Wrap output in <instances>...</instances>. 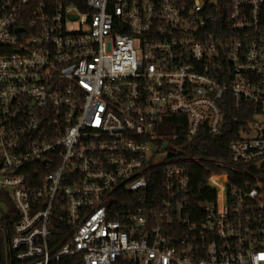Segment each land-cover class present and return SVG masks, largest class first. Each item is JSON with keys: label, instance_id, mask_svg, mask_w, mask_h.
<instances>
[{"label": "built area", "instance_id": "2783aa9c", "mask_svg": "<svg viewBox=\"0 0 264 264\" xmlns=\"http://www.w3.org/2000/svg\"><path fill=\"white\" fill-rule=\"evenodd\" d=\"M0 192L14 264H264V0H0Z\"/></svg>", "mask_w": 264, "mask_h": 264}, {"label": "trees", "instance_id": "16d2710c", "mask_svg": "<svg viewBox=\"0 0 264 264\" xmlns=\"http://www.w3.org/2000/svg\"><path fill=\"white\" fill-rule=\"evenodd\" d=\"M233 114L229 111V119H231L219 136H210L206 131L200 132L193 138H188L186 135V121L184 118H179L180 126L172 128L175 125V117L168 118L165 127L159 132L160 137L154 141L156 149H159L164 143L169 144V148L164 149L168 157H182V158H198L202 161L217 162L228 161V142L231 138V130L234 129V122L232 121ZM167 125V127H166ZM175 136L172 139L171 136ZM208 167L211 165H207ZM160 173V171H159ZM153 172L147 178L148 189L145 197L151 201L152 199H166L167 195L162 193L159 189L161 187L162 176L156 175ZM132 196L130 193L121 192L120 197ZM0 201L7 206V213L3 214L0 211V264H14L12 255L8 250V239L11 235V230L14 221L18 218V214L14 211L10 200L6 194L0 192ZM52 264H80L78 256H70L60 259L58 262Z\"/></svg>", "mask_w": 264, "mask_h": 264}, {"label": "rangeland", "instance_id": "374dc122", "mask_svg": "<svg viewBox=\"0 0 264 264\" xmlns=\"http://www.w3.org/2000/svg\"><path fill=\"white\" fill-rule=\"evenodd\" d=\"M169 144L164 143L158 150L157 160H163L165 158V151L164 149L169 148Z\"/></svg>", "mask_w": 264, "mask_h": 264}, {"label": "water", "instance_id": "95a60500", "mask_svg": "<svg viewBox=\"0 0 264 264\" xmlns=\"http://www.w3.org/2000/svg\"><path fill=\"white\" fill-rule=\"evenodd\" d=\"M0 211L5 214L7 212V206L4 202L0 201Z\"/></svg>", "mask_w": 264, "mask_h": 264}]
</instances>
